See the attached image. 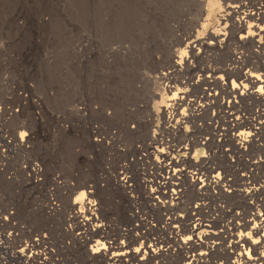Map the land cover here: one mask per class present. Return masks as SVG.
Listing matches in <instances>:
<instances>
[{
  "label": "rangeland",
  "instance_id": "374dc122",
  "mask_svg": "<svg viewBox=\"0 0 264 264\" xmlns=\"http://www.w3.org/2000/svg\"><path fill=\"white\" fill-rule=\"evenodd\" d=\"M216 2L212 13H201L198 0H0V264H43L45 258L46 264H108L97 258L99 254H93L94 243L84 246L76 240L80 230L73 216L78 203L85 202L89 195L100 203L101 218L111 231V239L126 242L117 236L136 228L140 235L171 240L160 219L173 211L166 215L158 208L150 209L147 195L164 173L155 165L160 159L157 151L170 150L174 158H179L182 149L189 148L193 141L197 144L188 156L190 161L199 163L208 158L214 172L207 167L184 168L198 173L203 181L205 176L215 175L217 163H224L218 171L227 180L225 185H232L231 190L225 187L233 192L231 196L220 194L223 190L201 191L209 198L204 214H213L218 220L217 231H223L216 240L217 247L228 250L229 242H238V230L229 225L232 216L257 213L264 204V128L253 148H247L248 154L234 149L236 143L223 146L221 137L214 136V128H226L227 108L219 113L216 107V123L205 119L186 122L182 134L188 137L167 135L165 131L174 128L167 122L170 109L162 115L159 107L169 105L168 99L156 97L155 101L163 102L154 105L150 97L161 93L162 86L155 78L170 67L169 52L182 54L193 67L226 64L228 55L232 57L235 52L241 55L234 65L236 71L263 73L259 67L264 63V39L256 27L264 26V0ZM255 3L263 11L261 19H252L251 33L246 40L240 39L247 29L233 25V11L227 6L251 11L258 8ZM209 33H216L223 45L215 53L199 56L200 60L190 58L191 43ZM174 77L180 81L190 77L184 63ZM246 101L237 100L235 108L244 120L255 110L264 113V100L253 97ZM182 109L188 113L186 106ZM200 127L203 135L196 133L195 137ZM21 133L26 136L23 141ZM151 138L159 142L154 144ZM216 141L220 148L213 157ZM123 171L128 181L125 189L119 186ZM245 181L248 185L244 186ZM247 186L253 189L251 205L243 201L245 192H250ZM80 191L84 196L77 199ZM195 191L189 196H197ZM195 196L188 199V212L196 202ZM229 229H233L231 238ZM136 233L131 232L128 240ZM32 244L37 248L30 253ZM261 244L254 247L259 249ZM45 249L49 257L42 255L32 262L34 251ZM223 252L211 262L230 263L235 257L237 262L247 261L236 250L232 254ZM261 256L264 251L260 250L249 255L253 263L264 264ZM173 259L177 261L178 256L172 254L165 261Z\"/></svg>",
  "mask_w": 264,
  "mask_h": 264
},
{
  "label": "bare ground",
  "instance_id": "6f19581e",
  "mask_svg": "<svg viewBox=\"0 0 264 264\" xmlns=\"http://www.w3.org/2000/svg\"><path fill=\"white\" fill-rule=\"evenodd\" d=\"M229 1H232V0H229ZM255 4L257 5V3ZM197 5L201 13L204 11L208 13H212L214 11L215 5L217 6V2L216 0H198ZM227 8L233 11L232 13L233 16L231 17V20H232L231 22L233 23V25L237 26L239 30L247 29V32H245V34L247 33L246 35L244 34V35L239 36L240 39L246 40L248 38V35L251 33L250 28L254 27L250 24V21L257 17H258L257 20L261 19V14H263L262 13L263 11L261 12V8L259 6L258 8L256 7L257 9H254V10H251L252 8L251 7L250 8L251 11L244 10L246 7L242 9L243 11H241L239 10V7L235 5L227 6ZM224 11L226 10L224 9ZM228 14H230L229 11H228ZM256 29L259 32L257 34L260 36L261 40L264 39V26L256 27ZM221 41L222 40L219 39L216 33H209L207 37L204 39L194 40L191 43L189 47V51H188L191 55L190 58H192L193 60H200L199 56L201 57V55L206 54V52L215 53L216 50L220 48L222 44ZM250 42H253L252 43L253 45L255 44L253 39H250ZM262 43L263 42H261L260 44ZM237 54L239 53L232 52V57L228 55V57L226 58V61L223 60L224 62H227V63L226 64L224 63L220 66L214 63L213 65L202 64L201 67H193V66H190V62L186 58H184L182 54L180 53L178 54L177 52L168 53V59H170L171 61L170 67L163 72L157 73L156 78H155V80L159 82L158 83L160 85L159 87L162 86L160 88L161 93L160 92L155 93V94L152 93L150 96L151 100L154 101L153 102L154 105L161 104L163 102L160 100L155 101L156 97L159 99H163V97L166 96V98L168 99L167 101L169 102V105L167 104L165 107L164 105L159 107L161 108L160 113H162V115L166 113L168 114V109H170L169 111L170 118L168 119L167 122L173 123L174 128L173 130H170V129L166 130L165 132L167 133V135L169 134V135L176 136V134H179L181 136L183 135V138L186 136L188 137L186 133L185 135L182 134V130L185 129L183 128V126L186 124V122L189 123L190 121L194 123V122L205 119V120H210L213 123L214 122L216 123L215 121L216 115H217L216 107L220 109V111H218L219 113L223 112V110L224 109L226 110L227 108L228 111L226 112V115H224L225 116L224 119L227 120L225 122L226 128L223 130H221V127L219 126L216 129L214 128V130H216L215 131L216 133L214 136L218 135V137H221V144H223V146H224V143L229 144V145L236 143L237 147H233L234 149L241 151L242 154L247 153V148L249 147L250 149V147H252V145L256 141L255 140L256 136H259L261 134L260 131H263L261 129L264 128V122H261V120L264 117V113L262 112L259 113V110L258 111L255 110V112L250 115L251 117L246 118L248 121L247 122L246 119L244 120L242 118V115L239 116V112L236 111L235 108H237L236 107L237 100L238 102H247L246 99H250V98L253 99V97H255V100L256 99L264 100V63L261 67H259L263 71V73H259L257 72V70L252 71V72L249 70L246 72H243V71L241 72L240 70L236 71L237 66L234 67V65L238 63V59L241 57V55L236 56ZM228 62L230 63L228 64ZM182 63L185 64L186 70L188 72L190 71V77L187 78L186 80L180 81V80L175 79L174 75L179 72V67H180V64ZM196 74H197L196 80H194ZM236 79L238 80L239 83L235 81ZM183 106H186L185 110L188 111L187 114L184 113V109L180 111V109ZM163 107L167 108V110L164 109ZM149 112L151 111L149 110ZM211 112H212V115H210ZM149 115H153L154 117V114H149ZM248 126H250L251 130H249L250 128L247 130ZM202 130L200 127V129H198V132H195V133L193 132L194 136L196 133L199 135L202 134L203 132ZM184 132L186 131L184 130ZM23 134L24 133H21L19 137L21 141H23V139L26 137V136H23ZM190 135L191 134L189 133V136ZM151 140L153 141L154 144H157L159 142V140L157 141L152 138ZM205 142L207 143L209 141H205ZM188 143L190 144V142ZM215 143L216 145L215 146L213 145L214 147H212L215 149V151H213V157H215L216 155V152H217L216 148H220V143L218 142L219 144H217V141ZM196 144H197V141L195 142L193 141V143L188 145L189 148L186 147V149L185 148L182 149L183 150L182 156H180L179 158L178 157L174 158L173 154L171 153L172 151L169 152L170 150L167 152H164L162 150L157 151L158 154L160 155V159L156 162L155 165L158 167V170L160 172H164V173L160 174V177H159L160 179L156 178V180H159L156 184L153 182L154 186L153 185L152 186L155 189H152L151 193L147 195L148 203H149L150 209L158 208L159 210L166 212V215H168L169 212L173 211V213H170L169 216H166L164 220L162 217H161L162 220L160 219V223L164 224V226L167 228L168 233L172 235L171 240L167 241L166 239L163 240L159 238L152 239L148 235H142V234L140 235V232L138 231L139 229H136V228L132 229L131 231L125 234L118 233L119 236L117 237H119V239L120 238L126 239V242L119 243L118 238L111 239V236H110L111 231L110 232L108 231L109 230L108 226H106L103 223L104 221L101 218L102 217L101 215L103 214H101V209L99 208L100 203L99 204L96 203V201L91 197V195H89L90 197L84 200L85 202L81 201L80 203H78L79 204L78 211L74 213L73 217H75V219L77 220L76 229L80 230V232L77 234L76 240L79 243L83 244L84 246L91 242L94 243L95 251L93 252V254L95 253L99 254L98 255L99 257L97 258L103 259L104 261L108 262V264H126L125 262L129 263V261L127 260L123 261L124 258H127L130 260L129 264H213L211 261L213 259L216 260V257L220 255L221 252L224 251L223 254H227V253L232 254L234 250L237 251V255L239 257L244 255L247 258V261L242 262L240 260L237 262L235 260V258L237 257H235L233 259V262L221 263L218 260L216 261L215 264H256L250 260L249 255L251 252H254L256 250H260V252L264 251V204L262 205L261 211L257 213L249 212L250 213L249 215L241 216V214H237L235 212L236 215L234 214L232 216L233 219L231 222H229V225L231 227H234L235 230H238V235H237L238 242L236 243H233L232 241L229 242L231 243L230 245L231 247H233L234 245L233 251L230 250L231 247H229L228 250L226 248L220 249V247H217L219 246V244L216 243V240L220 237L219 234L223 233V231H217L216 222L218 220L216 221V219L212 217L213 214H204L203 211L205 209L204 207L205 201L209 200V198L206 199L204 197V194L201 193V191L203 190L212 191L216 189V193H218L219 191L223 190L220 192V194L225 193V196L226 195L231 196L233 192L230 191L231 190L230 187L232 185L230 186L225 185L227 183L226 182L227 180H225L224 177L221 175L220 171H218V169L226 165L222 163V161H221L222 164L220 163L216 164V169H214L216 170L215 175H211V176L204 175L205 179L203 181H201V177L199 176L198 173H192L193 171L189 172L184 168L186 166H188L189 168H198V169H205V167H207V168H210V171H209L210 173L214 172L213 170H211V163L208 161L207 157H206L207 158L206 160H201L199 163L192 162V160L190 161V158L188 156L193 151H195ZM212 144H214V142ZM209 145L210 144H208V146ZM208 146H206L207 147L206 149H208ZM184 151L187 153H184ZM221 151H218V152H221ZM223 162L225 161L223 160ZM35 170H38V169H35ZM124 173L125 171L121 173L123 177L119 179L120 180L119 186L125 189L128 187V181ZM245 177L247 178L246 181H249V176L246 175ZM245 182H244V186L245 184L248 185V183L247 182L245 183ZM144 183H146V181ZM150 184L151 183H149V185ZM199 185H200V188L197 189ZM152 186L150 185V187ZM225 187L227 188L229 187L230 190L228 189L229 191H227ZM247 188H248V191L250 192L243 191L245 192V195H246V197L243 198V201L246 205H251V202L249 201L252 200L250 197L252 196L251 191H253V189H251V187H248V186ZM261 188L263 189V187ZM195 189L197 190L195 191L197 196L194 195L195 197H197L195 199L196 202L194 201L195 203L193 204L194 205L193 208L192 209L190 208L188 212L187 206L190 205L189 201L193 199L192 197H194L193 195L189 196V193L191 191L193 192V190ZM160 190H164V192L160 194L158 197H154L155 194L157 193L159 194ZM88 193L90 194V192ZM107 193L105 194V196L108 195ZM248 193H250V195H247ZM112 195H114V193ZM83 196H84V191H80L77 195V199H82ZM228 196L225 197L227 198V200H228ZM240 197H241V193H240ZM217 198L219 199V197ZM101 199L103 198L101 197ZM112 199H113V196H112ZM165 199H168V200H165ZM214 201H215L214 203H216V199H214ZM221 203H224V202H221ZM103 207L107 208L108 206H103ZM218 207L220 208L221 211L223 210L220 206ZM111 209H112V206H111ZM191 211L194 214L190 215ZM180 213H182V215H180ZM197 216L200 218H198ZM216 216H219V215H216ZM78 220H80L81 225L78 222ZM247 229L249 230L248 233L246 232L244 233V231H246ZM135 231H137L136 236H133V238L130 239L131 241L128 240L131 232H135ZM232 231L233 229H229L228 236L230 238L232 237L231 235ZM229 237H226V238H229ZM258 243L260 244L262 243L259 249L257 247H254ZM0 245L2 246V244ZM36 248H34L32 244V246H30L29 248L30 253L33 250H36ZM34 252H35L34 255L31 257L33 258L32 262H34L35 260L37 261L39 259V256L40 257H42V255L47 256L50 253V252L47 253L46 249L43 250L42 252H39V251L37 253L36 251ZM172 254H176L178 256L177 261H174L176 259H173L168 262L165 261V260H169L170 255L172 256ZM47 260L48 259L45 258V261L43 264H46L45 262ZM163 261H165L166 263ZM260 261L264 262V256H261Z\"/></svg>",
  "mask_w": 264,
  "mask_h": 264
}]
</instances>
